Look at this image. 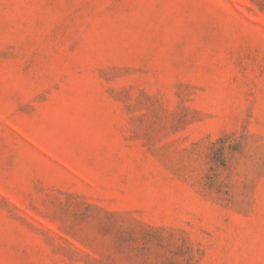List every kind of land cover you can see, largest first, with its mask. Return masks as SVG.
<instances>
[{"label": "rangeland", "instance_id": "1", "mask_svg": "<svg viewBox=\"0 0 264 264\" xmlns=\"http://www.w3.org/2000/svg\"><path fill=\"white\" fill-rule=\"evenodd\" d=\"M0 264H264V0H0Z\"/></svg>", "mask_w": 264, "mask_h": 264}]
</instances>
